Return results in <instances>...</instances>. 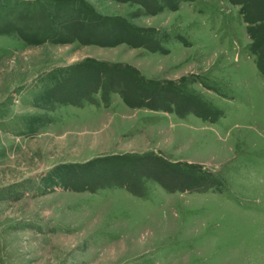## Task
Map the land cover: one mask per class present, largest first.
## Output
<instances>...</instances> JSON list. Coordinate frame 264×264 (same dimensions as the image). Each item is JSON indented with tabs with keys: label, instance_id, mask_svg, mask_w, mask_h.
Returning <instances> with one entry per match:
<instances>
[{
	"label": "rangeland",
	"instance_id": "obj_1",
	"mask_svg": "<svg viewBox=\"0 0 264 264\" xmlns=\"http://www.w3.org/2000/svg\"><path fill=\"white\" fill-rule=\"evenodd\" d=\"M240 3L253 21L264 15V0H188L156 14L133 0H0V264H264V46ZM79 6L152 31L160 52L86 48L62 18ZM51 30L73 43L50 42ZM90 54L137 67L194 113L129 108L117 93L57 102L86 90L77 76L50 91ZM110 155L128 157L70 183L117 180L140 195L61 187L73 166Z\"/></svg>",
	"mask_w": 264,
	"mask_h": 264
},
{
	"label": "trees",
	"instance_id": "obj_2",
	"mask_svg": "<svg viewBox=\"0 0 264 264\" xmlns=\"http://www.w3.org/2000/svg\"><path fill=\"white\" fill-rule=\"evenodd\" d=\"M133 1L141 3L146 8L148 14H156L166 9L176 11L179 8V3L188 0H156L161 4L160 8L158 9L151 7L149 4V0ZM240 4L242 5L241 13L242 15H244V21L247 22L250 26L248 32L250 33L251 38L255 43L260 41L259 43L264 46V15H261V18L253 21L249 18L247 9L248 7L243 3ZM253 9L255 8L253 7ZM86 14H88V12L85 9L80 8L79 6V8L76 7V10H73L68 16H62V18L66 20L67 28H73L72 32L73 35H75L74 39L76 41L87 45H95L100 47H117L119 45L126 44L132 48H145L150 51L153 50V52H160L157 46H152V38L149 35L152 31L139 29L133 25L128 24L127 21L121 18H107L97 16L95 14L92 15L94 17L88 14V17ZM254 23H258V26H254ZM53 34L55 33L51 30L49 33V41L52 43H73V41H64L63 39L58 40L57 38H55L57 34H55V36H53ZM50 35L53 38L50 37ZM83 36H85L86 39H84ZM255 52L256 50L252 51V53L256 54ZM259 55L260 62L258 60L257 65L259 71L264 76V54L260 53ZM66 70V79L64 81L60 80L62 87L55 86L51 88L50 91L56 90L57 88L62 89L64 87L72 86L77 76L79 77V84L86 85V90H83L80 97L74 101L67 99L61 101L60 97L58 99V96H56V98L59 100L57 102L67 103L75 106H82L85 102L94 103V96L101 92L103 102L107 103L110 100L111 95L113 93H117L121 96L123 102L129 108H146L152 109L154 111H164L168 113L176 112L180 117H184L185 113H194L191 109L175 110L173 108V105H175L176 103H174L173 99L171 100L169 96L165 94L167 92V89L163 90V83L146 78L139 71V69L135 68L133 65L123 63H110L92 58H85L84 60L72 66H69ZM174 84H177V82L174 81L172 85ZM171 88L176 93V95L178 94V92L179 95L185 94V92L179 88L177 90L173 89V86ZM72 89L73 87H70V90ZM165 97L167 99L166 103L165 100H163L165 99ZM144 156H146V154H139L136 156V159L133 160L137 163V166L143 163L142 160ZM125 157L128 156L110 155L106 157L96 158L94 161L83 164L82 166H73L70 170H68V176L64 177L63 179L67 182H62L61 180V187L66 190H72L75 192H79L81 190L82 192H96V190H98L99 188H108L114 186L125 187L129 189V184H122L117 180H113L111 182H108L107 184H101L102 186L99 187L84 184L82 189L74 187L73 183H70L76 179L85 181H88L89 178L95 179L94 177H97L95 175L100 174L99 170H101L102 172H111L118 170L121 167L114 164V162H123ZM98 165L99 167H97ZM189 187L191 186H188L187 188ZM194 189L199 190V192H205V190H207L206 187H200V189L196 187ZM129 190L136 195L141 194V192L139 191L134 192V190H131V188ZM188 190L192 189H186V191Z\"/></svg>",
	"mask_w": 264,
	"mask_h": 264
},
{
	"label": "crops",
	"instance_id": "obj_3",
	"mask_svg": "<svg viewBox=\"0 0 264 264\" xmlns=\"http://www.w3.org/2000/svg\"><path fill=\"white\" fill-rule=\"evenodd\" d=\"M90 46H95V45H89V46H85L86 48H89ZM120 46V45H119ZM96 47H98V46H96ZM118 47V46H117ZM116 48V47H115ZM88 50V49H87ZM89 57H91V58H94V59H97V57H95V56H93L92 54H90V55H86V56H83L82 58H80V59H77V60H74L73 62H75V63H78V62H80V61H82V60H84L85 58H89ZM97 60H100V59H97ZM100 61H105V62H110L109 60H100ZM110 63H117V62H110ZM73 64V63H72ZM137 68V67H136ZM138 69V68H137ZM140 71V70H139ZM141 72V71H140ZM139 153V152H138Z\"/></svg>",
	"mask_w": 264,
	"mask_h": 264
}]
</instances>
